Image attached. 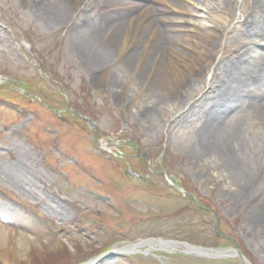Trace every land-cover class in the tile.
Instances as JSON below:
<instances>
[{"label":"rangeland","instance_id":"rangeland-1","mask_svg":"<svg viewBox=\"0 0 264 264\" xmlns=\"http://www.w3.org/2000/svg\"><path fill=\"white\" fill-rule=\"evenodd\" d=\"M34 1L0 0V264H82L151 238L222 251L236 241L252 264H264V110L258 103L262 95L243 85L248 72L264 65V39L247 25L253 0H227L218 9L221 18L208 5L217 19L213 45L205 46L206 58L196 68L182 66L181 79L171 78L170 54L160 53L161 34L150 50L142 45L138 56L141 42L122 55L117 50L121 31L109 41L100 39L91 53L110 50L113 62L94 69L72 28L76 22L107 27L105 14L98 17L102 0H41L64 4L70 13L66 22L45 18ZM161 2L180 18L177 26L215 24L200 0ZM173 33V56L188 58L181 32ZM247 58L255 60L248 64ZM242 66L248 70L240 78ZM231 69L235 94L214 130L227 156L205 158L209 122L219 111L214 93ZM66 99L77 114L96 122L104 148L125 149L122 161L96 144L85 121L57 115ZM132 140L165 178L148 171L129 146ZM130 165L145 186L125 180L123 170ZM173 176L212 211H200L172 192L166 178ZM215 213L221 236L214 231ZM155 244L96 263L241 264L234 257L206 258L182 246L167 251Z\"/></svg>","mask_w":264,"mask_h":264},{"label":"bare ground","instance_id":"bare-ground-1","mask_svg":"<svg viewBox=\"0 0 264 264\" xmlns=\"http://www.w3.org/2000/svg\"><path fill=\"white\" fill-rule=\"evenodd\" d=\"M161 1L162 0H102L101 4H99V6L97 7L98 17H101L105 14V17H107L110 21L108 26L104 27L103 29H96L93 26L90 28H86L85 26H83L84 24L76 22V24H74L72 28L75 33L74 40L77 43L76 45L80 46V49L84 53V56L87 58L89 64L94 69L99 71L107 68V66L111 62H113V54L110 52V50L102 49L97 53H91L92 45H95L100 39L109 41V39L111 40L113 37L117 36L115 33L121 31L122 40L119 41L118 39V42L116 44L117 50L122 55L128 50L129 45H134L137 42H141L137 52L138 56L139 52L141 51L140 47L142 45H146V50H150V45H153L157 35L161 34L164 36L161 43L158 41L159 45H163L160 53L163 54L164 51H167V55L170 54L167 57V66L171 67L173 70L172 72H174L175 74V76L171 78H184L185 76L182 66L185 65L187 68H189V66L191 68H196L199 65V61L206 58L205 55H207V48L205 46L213 45L211 34L215 32L217 19H214L215 17L213 18L210 12L211 10L209 8H215V10L217 9L215 15L218 18H221V13L218 9L225 5L227 0H200L204 5H206L208 9V19L214 20L215 23L208 25L204 24L200 29L194 27L190 21H187L186 24H188L185 26L175 25V21L179 20L180 18H177L172 14V8H170L169 6L163 7L161 5ZM33 7L37 12L45 16V18L49 17L52 20H58V22H66L68 20V17L70 16L69 11L64 6V4L55 6L41 0H36L33 2ZM158 21L163 23L164 25H158ZM247 25L257 28V39H264V0H253L252 15L251 19L247 21ZM173 31L181 32L180 35H182L185 40L184 45H188L190 49L188 58L185 59L180 54H175V56H173V48L170 47L169 44V42H174L177 40V34L173 33ZM254 44L256 43L252 41V45ZM198 47H201V49L197 50ZM155 58L156 56H154L152 62H154ZM243 59L244 56L240 58V61L245 64V61ZM254 60L255 58H247V63L249 62L251 64V61L254 62ZM240 68L241 69L240 71L238 70V73H241L239 74L241 78V76H243V72L247 71L248 68H245V66H242ZM232 72V69L228 70L227 77L222 79L220 85L216 89L217 91H215L214 93V104L219 107V111H216L213 114L209 122V132L202 151V156L204 157L206 155L205 158L210 157L208 153H216L222 157L227 156L226 146L223 142L216 139V132L214 130L217 128L216 124L218 123V121H220L221 117L227 110L226 105L231 104L233 96L235 94V87L233 85V83L235 82L233 80L234 78H232L234 73ZM248 73L249 76L244 79L243 85L250 90V93L257 94L258 96L262 95L260 96L262 98L258 103L262 110H264V65L258 69L254 67L253 71ZM202 74L203 73L194 74L192 78H190V80L192 81L194 77L199 78L200 76H202ZM165 77L164 79L168 80V77ZM110 80H112L113 84L116 83V80L113 79V77ZM168 88H172V85H170V87L168 86ZM151 108L153 107L148 106L146 107V110H149ZM0 230V233H3V229L1 228V226ZM148 244L153 243L145 242L130 244L122 248H118L116 249V251L118 253L125 254L133 251L136 252L140 249V247L146 246ZM156 245L161 246L160 244H155V247ZM162 245L166 248H175L174 245ZM213 252L214 254H216V256L223 255L221 251Z\"/></svg>","mask_w":264,"mask_h":264},{"label":"water","instance_id":"water-1","mask_svg":"<svg viewBox=\"0 0 264 264\" xmlns=\"http://www.w3.org/2000/svg\"><path fill=\"white\" fill-rule=\"evenodd\" d=\"M147 241H149V240H143L141 242L145 243ZM150 241H154V239H151ZM159 242L161 243V245L162 244H168V245L178 246L179 244H182V245H184L187 248V250L185 251L186 253H193V254H196L198 256H204V257H210V258L223 257V256H226V254L224 252H231L234 256L240 257L242 259L243 264H247L246 258L240 252L238 247H236L235 249L226 250L224 252L221 251V253H223V255L222 256H216V254L213 253V251H216V250L204 249L202 247L192 246V245H190L188 243H185V242L181 243V242H177V241H167V240H162V239H160ZM115 252H116L115 250H111V251H109L108 253H106L104 255L111 256ZM99 258H101V257H98V258H96L94 260H91V261H89L87 263H84V264H91L93 262H96Z\"/></svg>","mask_w":264,"mask_h":264},{"label":"trees","instance_id":"trees-1","mask_svg":"<svg viewBox=\"0 0 264 264\" xmlns=\"http://www.w3.org/2000/svg\"><path fill=\"white\" fill-rule=\"evenodd\" d=\"M48 70H46V72H47ZM244 252V251H243ZM245 253V252H244ZM245 255L247 256V254L245 253Z\"/></svg>","mask_w":264,"mask_h":264}]
</instances>
